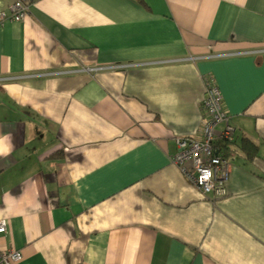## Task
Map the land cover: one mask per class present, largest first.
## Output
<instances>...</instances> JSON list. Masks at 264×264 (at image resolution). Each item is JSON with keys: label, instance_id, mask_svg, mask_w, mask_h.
<instances>
[{"label": "crops", "instance_id": "0c3cea01", "mask_svg": "<svg viewBox=\"0 0 264 264\" xmlns=\"http://www.w3.org/2000/svg\"><path fill=\"white\" fill-rule=\"evenodd\" d=\"M207 80L224 198L174 164ZM0 220L18 264H264V0H0Z\"/></svg>", "mask_w": 264, "mask_h": 264}, {"label": "built area", "instance_id": "2783aa9c", "mask_svg": "<svg viewBox=\"0 0 264 264\" xmlns=\"http://www.w3.org/2000/svg\"><path fill=\"white\" fill-rule=\"evenodd\" d=\"M27 11V3L18 1L9 8L8 12L1 14V20L11 16L14 21L21 22L24 20ZM212 112L213 122L204 125L202 131L207 141L202 144L194 141L189 143L184 139H179V152L174 158V164L195 187H198L204 196L212 195L224 198L227 194L226 185L231 171L223 154L215 153V143L217 140H233V128L219 99H214ZM219 125H223L224 129L217 134L216 127ZM8 232L9 222L0 220V236L7 235ZM22 259L23 256L19 250H0V264H18Z\"/></svg>", "mask_w": 264, "mask_h": 264}, {"label": "bare ground", "instance_id": "6f19581e", "mask_svg": "<svg viewBox=\"0 0 264 264\" xmlns=\"http://www.w3.org/2000/svg\"><path fill=\"white\" fill-rule=\"evenodd\" d=\"M124 68L125 67H122V65H121V67L118 66L116 69L121 70V69H124ZM214 99H219V101L223 104V96H222V93H221L219 87L215 84L214 81L207 80L206 85H205L204 97H203V101H202V105H203V109H204L203 126L206 125V124H211L213 122L212 104H213ZM223 110H224V107H223ZM224 112H225V110H224ZM226 114L229 117V120L231 121L230 114L228 112ZM217 127H216V131H217ZM233 136H234V129H233ZM180 138L184 139L185 141H187L189 143L194 141V142H199V143L204 144L207 141V139H206L204 134H202V138L199 139L198 141H195L196 139L193 140V138L191 139V137H189V136H184V137H180ZM217 141L215 143V148L217 146ZM223 141H225V140H223ZM177 143H178V141H177ZM215 153H216V150H215ZM223 157H224V155H223ZM196 188L198 189V187H196ZM198 191H199V189H198Z\"/></svg>", "mask_w": 264, "mask_h": 264}, {"label": "trees", "instance_id": "16d2710c", "mask_svg": "<svg viewBox=\"0 0 264 264\" xmlns=\"http://www.w3.org/2000/svg\"><path fill=\"white\" fill-rule=\"evenodd\" d=\"M223 140H218L217 141V146H216V154H225V156L227 157L228 156V154L229 153H231V150H230V148L228 147V145H227V143H224V142H222ZM223 154V155H224ZM250 156L252 155H255L254 153H251V154H249ZM225 156H224V158H225Z\"/></svg>", "mask_w": 264, "mask_h": 264}]
</instances>
